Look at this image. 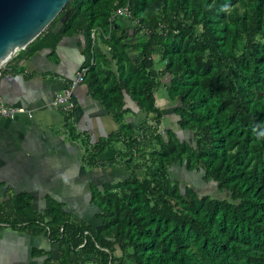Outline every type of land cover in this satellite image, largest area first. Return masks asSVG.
I'll return each instance as SVG.
<instances>
[{
    "label": "trees",
    "instance_id": "obj_1",
    "mask_svg": "<svg viewBox=\"0 0 264 264\" xmlns=\"http://www.w3.org/2000/svg\"><path fill=\"white\" fill-rule=\"evenodd\" d=\"M118 7L128 17L114 16ZM75 33L83 36L82 82L118 123L85 143L82 159L127 175L91 191L98 208L91 221L51 200L35 215L30 197L19 194L13 222L36 226L56 244L48 264H264V0H69L12 57L53 49ZM158 87L188 137L168 123L160 130ZM124 97L152 114L149 126L126 122ZM113 142L124 149L101 161ZM175 164L225 197L180 186L168 173Z\"/></svg>",
    "mask_w": 264,
    "mask_h": 264
},
{
    "label": "crops",
    "instance_id": "obj_2",
    "mask_svg": "<svg viewBox=\"0 0 264 264\" xmlns=\"http://www.w3.org/2000/svg\"><path fill=\"white\" fill-rule=\"evenodd\" d=\"M82 49L83 36L75 33L62 37L53 49L11 57L0 69L2 102L26 110L12 118L0 117V264H48L47 258L57 256V246L47 234L36 226L13 222L15 196L27 194L35 215L51 200L71 218L88 222L98 212L91 201V186L100 188L123 177L120 166L89 167L82 159L85 143L107 137L118 126L87 84L76 85L70 116L50 104L83 65ZM123 108L133 115L127 114L126 122L142 124L150 119L129 97H124ZM138 115L143 120L137 122ZM113 145L99 155L101 161L113 157Z\"/></svg>",
    "mask_w": 264,
    "mask_h": 264
},
{
    "label": "water",
    "instance_id": "obj_3",
    "mask_svg": "<svg viewBox=\"0 0 264 264\" xmlns=\"http://www.w3.org/2000/svg\"><path fill=\"white\" fill-rule=\"evenodd\" d=\"M68 1L0 0V67L37 36ZM67 13L62 14L51 31H59Z\"/></svg>",
    "mask_w": 264,
    "mask_h": 264
},
{
    "label": "rangeland",
    "instance_id": "obj_4",
    "mask_svg": "<svg viewBox=\"0 0 264 264\" xmlns=\"http://www.w3.org/2000/svg\"><path fill=\"white\" fill-rule=\"evenodd\" d=\"M132 55H133V53L131 54V56ZM156 65H160V64L156 63ZM160 80L162 82H167V76H165L164 78H161ZM154 92H155L154 95L156 97V102L159 105V107L161 108L162 115H163L161 118L160 126H159L160 130H162V126H167V123H168L169 127L174 128L175 125H174V121H173L174 119H173V114H172L173 105H171L170 101H168L165 89L158 87ZM128 114L131 115V117H133L132 113H128ZM148 116L151 118L152 114L149 113V114H147V117ZM140 120H143V117L141 115L140 116L138 115V121L137 122H139ZM150 121H151L150 119L145 120L146 124L148 123V126L150 124ZM174 130L176 131V133L179 137H188L189 133H187V132L184 133L180 129H178L177 127H175ZM112 144H114V145L111 146L110 148H112V147L115 149L119 148L120 150L124 149L121 143L113 142ZM121 168H123V167H121ZM122 173L124 176H126L127 175L126 169L122 170ZM168 173L170 174L171 178H174L177 180L180 179V181H183V182H181L180 186H182V184L185 182V183L190 184L191 187L197 193L209 194L210 196L212 195V196L218 197V198L225 197V193L218 191L215 188V185L213 183L203 181L201 179L200 173H198V172L190 171L187 174L186 172L183 171V169H181L179 167V165L175 164V165H173V167L168 168ZM118 179H121V178L120 177L114 178L113 180H118ZM182 179H184V180H182ZM108 180H110V179H108ZM110 184L112 186H114V184L112 182H108V184H105V185H110ZM90 191H92V192L94 191L92 186H91ZM90 197H91V195H90ZM50 259H53V258H50ZM55 262H56L55 259L52 260V263H55Z\"/></svg>",
    "mask_w": 264,
    "mask_h": 264
},
{
    "label": "built area",
    "instance_id": "obj_5",
    "mask_svg": "<svg viewBox=\"0 0 264 264\" xmlns=\"http://www.w3.org/2000/svg\"><path fill=\"white\" fill-rule=\"evenodd\" d=\"M113 14L114 16L122 17V18H126L129 15L127 7H118L115 9ZM93 36L94 34L91 33L92 39ZM91 63L92 61H90V64ZM86 70H87L86 67H79L75 72L73 79H71L70 82L62 90L56 92L53 95L50 101L52 107L63 110L66 114H69L73 111L76 105L75 87L78 83L82 82V78ZM25 111L26 110L22 107L11 106L3 103L0 97V117L12 118L14 115L18 113H24Z\"/></svg>",
    "mask_w": 264,
    "mask_h": 264
}]
</instances>
